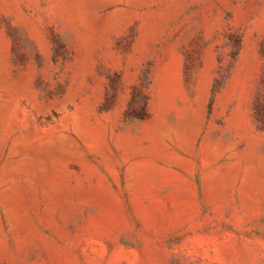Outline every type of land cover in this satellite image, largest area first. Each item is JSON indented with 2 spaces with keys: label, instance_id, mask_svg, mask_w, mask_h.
I'll return each mask as SVG.
<instances>
[{
  "label": "rangeland",
  "instance_id": "1",
  "mask_svg": "<svg viewBox=\"0 0 264 264\" xmlns=\"http://www.w3.org/2000/svg\"><path fill=\"white\" fill-rule=\"evenodd\" d=\"M0 264H264V0H0Z\"/></svg>",
  "mask_w": 264,
  "mask_h": 264
}]
</instances>
